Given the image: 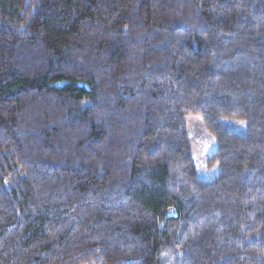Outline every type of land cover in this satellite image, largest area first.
<instances>
[{
	"label": "trees",
	"instance_id": "obj_1",
	"mask_svg": "<svg viewBox=\"0 0 264 264\" xmlns=\"http://www.w3.org/2000/svg\"><path fill=\"white\" fill-rule=\"evenodd\" d=\"M0 264H264V0H0Z\"/></svg>",
	"mask_w": 264,
	"mask_h": 264
},
{
	"label": "rangeland",
	"instance_id": "obj_2",
	"mask_svg": "<svg viewBox=\"0 0 264 264\" xmlns=\"http://www.w3.org/2000/svg\"><path fill=\"white\" fill-rule=\"evenodd\" d=\"M223 122L226 126L239 133H244L246 130V124L243 122L229 120H224ZM186 124L198 175L201 179L213 180L219 173L217 164H209V159L216 149L215 139L199 117L187 116Z\"/></svg>",
	"mask_w": 264,
	"mask_h": 264
},
{
	"label": "water",
	"instance_id": "obj_3",
	"mask_svg": "<svg viewBox=\"0 0 264 264\" xmlns=\"http://www.w3.org/2000/svg\"><path fill=\"white\" fill-rule=\"evenodd\" d=\"M169 216H170V217H176V214H175L174 212L171 211V212L169 213Z\"/></svg>",
	"mask_w": 264,
	"mask_h": 264
}]
</instances>
